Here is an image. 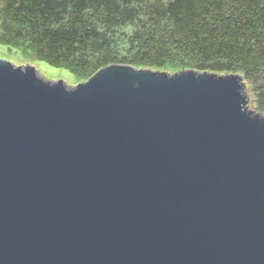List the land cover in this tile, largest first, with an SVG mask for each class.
Wrapping results in <instances>:
<instances>
[{"label":"water","instance_id":"1","mask_svg":"<svg viewBox=\"0 0 264 264\" xmlns=\"http://www.w3.org/2000/svg\"><path fill=\"white\" fill-rule=\"evenodd\" d=\"M240 74L0 58V264H264V115Z\"/></svg>","mask_w":264,"mask_h":264},{"label":"trees","instance_id":"2","mask_svg":"<svg viewBox=\"0 0 264 264\" xmlns=\"http://www.w3.org/2000/svg\"><path fill=\"white\" fill-rule=\"evenodd\" d=\"M0 44L80 81L117 64L240 74L264 115V0H0Z\"/></svg>","mask_w":264,"mask_h":264},{"label":"rangeland","instance_id":"3","mask_svg":"<svg viewBox=\"0 0 264 264\" xmlns=\"http://www.w3.org/2000/svg\"><path fill=\"white\" fill-rule=\"evenodd\" d=\"M0 58L8 60L17 66H26V65L34 66L38 70V72L48 81H60L61 80V81H64L68 86H76L84 82V81H80L69 70L65 68L53 67L45 62L33 59L29 57L28 55H25L21 50L14 48V47L5 46V45L0 44ZM153 71H156V70H153ZM161 72H164V71H161ZM247 86H249L248 83H247ZM248 93L251 97V100L249 102V107L250 109L256 111L254 102L252 100L253 99L252 93L249 90H248Z\"/></svg>","mask_w":264,"mask_h":264}]
</instances>
